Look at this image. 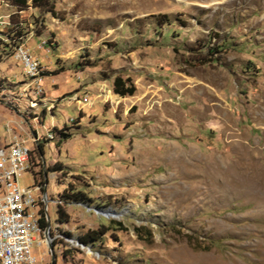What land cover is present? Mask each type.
<instances>
[{
    "label": "rangeland",
    "instance_id": "rangeland-1",
    "mask_svg": "<svg viewBox=\"0 0 264 264\" xmlns=\"http://www.w3.org/2000/svg\"><path fill=\"white\" fill-rule=\"evenodd\" d=\"M41 1L0 0V103L15 132L54 134L20 184L36 174L39 208L46 193L53 230L78 243L55 241V264H264V0ZM18 47L55 102L40 121L6 101L30 111ZM70 185L85 202L62 197ZM45 250L32 253L51 264Z\"/></svg>",
    "mask_w": 264,
    "mask_h": 264
},
{
    "label": "built area",
    "instance_id": "built-area-1",
    "mask_svg": "<svg viewBox=\"0 0 264 264\" xmlns=\"http://www.w3.org/2000/svg\"><path fill=\"white\" fill-rule=\"evenodd\" d=\"M16 49L15 56L21 61L25 74L32 79V83L23 89L24 94L28 96V108H30V111L24 112L23 115L33 116L35 121H40V117L34 112V109L45 106L49 111H52L55 102L46 98L43 85L40 82L42 70L40 62L23 47ZM30 86H33V89ZM22 96L19 98L22 99ZM87 102L89 100L85 97L84 103ZM10 104L15 108V111L19 112L18 106L21 103L13 105L14 103L11 102ZM12 125L9 119L4 125L0 121V126L8 135L4 149L0 150V264H42V261L32 253L35 243L41 248H46L42 253L43 256H51L47 238L52 243L63 241L62 243L65 242L71 249L73 242L77 243L72 237L65 235V230H53L48 216V200L43 210L39 208V196H41L42 190L41 180H37L35 176L34 184L30 186H21L20 184V176L27 171H32V146L41 145L45 139L52 141L55 137L48 131L40 133L32 130L31 127L30 132L17 133ZM42 128L45 129L44 124H42ZM44 195L47 199L46 193ZM42 199L45 202L43 196ZM41 211H44V214ZM43 217L47 223L50 220V224L48 223L46 228L41 226ZM51 230L53 231L52 235ZM66 250L67 248L64 251Z\"/></svg>",
    "mask_w": 264,
    "mask_h": 264
},
{
    "label": "trees",
    "instance_id": "trees-1",
    "mask_svg": "<svg viewBox=\"0 0 264 264\" xmlns=\"http://www.w3.org/2000/svg\"><path fill=\"white\" fill-rule=\"evenodd\" d=\"M27 0H19V2H25ZM33 4H36L35 6L37 7H42V6H47L46 4L43 3V1L41 0H33ZM229 45H232L231 43L229 42H226V43H222L219 45V49L217 48H214V47H208V52L210 55H214L215 53H218V52H222L224 49H228L229 48ZM214 48V49H213ZM127 81L121 79V77H116L115 80H114V92L118 95H120L121 97H126V96H132L135 94L136 92V87L133 83H126ZM45 112V111H43ZM63 130V129H62ZM59 131V130H58ZM59 134L61 135V139H60V142L62 143L64 140H67L70 135H68L67 133H64L63 131H59ZM40 150H42V145H40ZM54 170H62V167L60 165H55L53 167ZM36 176V175H35ZM75 188L73 187V185H70V187L67 189V191L62 195V197H67V199L69 200H73V201H76V202H79V201H82V202H85V199L83 198V192L81 191H74ZM86 200H90V199H86ZM43 214H44V211H41ZM58 213V222H68L69 221V217L68 215H66L62 210H58L57 211ZM48 225L46 219L43 217L41 219V226L46 228ZM108 231L105 230V231H99V230H96V231H91V232H87L85 233V235H82L80 238H79V241L80 243L82 244H88L89 242H94V241H97L99 239V236L101 235H104L106 232ZM66 236H70V234H65ZM54 244V247L58 244L56 242H53ZM68 251H63V254L66 255ZM70 253L72 254V249L70 250ZM57 259H55L56 261Z\"/></svg>",
    "mask_w": 264,
    "mask_h": 264
},
{
    "label": "crops",
    "instance_id": "crops-1",
    "mask_svg": "<svg viewBox=\"0 0 264 264\" xmlns=\"http://www.w3.org/2000/svg\"><path fill=\"white\" fill-rule=\"evenodd\" d=\"M6 96H8V98H6V101L8 100V101H10V103L12 102V103H14L13 105H16V104H22L23 105V102H24V100L23 99H21V98H19V97H15L16 95H14V94H12L11 93V95H6ZM2 103V102H1ZM0 103V104H1ZM8 103V102H7ZM10 103H8L9 105H11L12 106V104H10ZM19 105L18 106V108H19V113H24L25 112V107H22V105ZM13 110L15 111V108H13ZM4 112L5 113V116H7V119H9V117H11L10 116V114H9V112H7L8 110L7 109H5V107L4 106H2V104L0 105V112ZM17 112V111H16ZM3 127L2 126H0V134H2L3 133V129H2ZM5 145V144H4ZM4 145H2L1 146V148L0 149H3V147H4Z\"/></svg>",
    "mask_w": 264,
    "mask_h": 264
},
{
    "label": "water",
    "instance_id": "water-1",
    "mask_svg": "<svg viewBox=\"0 0 264 264\" xmlns=\"http://www.w3.org/2000/svg\"><path fill=\"white\" fill-rule=\"evenodd\" d=\"M44 200H45V202H46V198H45V195H44ZM103 214L105 215V216H107V215H109V213H107L106 211H104L103 212ZM49 224H50V220H49V222H48ZM48 239V247H49V251H50V254H51V257H52V263L51 264H55V249H54V245H53V243L51 242V240L49 239V238H47Z\"/></svg>",
    "mask_w": 264,
    "mask_h": 264
}]
</instances>
